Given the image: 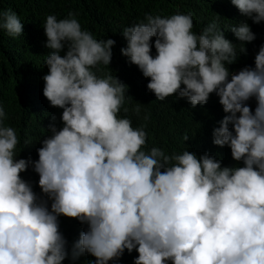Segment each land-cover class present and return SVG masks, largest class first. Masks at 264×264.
Returning a JSON list of instances; mask_svg holds the SVG:
<instances>
[{"label": "clouds", "instance_id": "obj_1", "mask_svg": "<svg viewBox=\"0 0 264 264\" xmlns=\"http://www.w3.org/2000/svg\"><path fill=\"white\" fill-rule=\"evenodd\" d=\"M230 3V13L200 34L192 31L191 13L146 15V23L123 28L120 51L149 78L158 101L178 95L195 107L215 93L228 115L213 129V144L227 145L236 167L186 149L144 151L146 131L118 115L128 86L92 71L110 64L116 42L95 39L72 12L46 17L42 91L50 106L63 109V127L48 126L38 160L16 159L19 138L5 126L0 102V264H62L68 252L59 216L87 225L73 259L87 253L108 264L135 250L133 264H264V45L248 52L254 69L229 80L226 67L237 59L230 40L255 39L246 20L264 21V0ZM0 30L17 37L23 24L0 9ZM253 97L254 112L245 103ZM29 164L47 200L21 178Z\"/></svg>", "mask_w": 264, "mask_h": 264}, {"label": "trees", "instance_id": "obj_2", "mask_svg": "<svg viewBox=\"0 0 264 264\" xmlns=\"http://www.w3.org/2000/svg\"><path fill=\"white\" fill-rule=\"evenodd\" d=\"M227 3L231 4L230 0H0V9L16 13L23 24V32L17 37L0 30V102L6 108L5 126L13 127L19 138L16 159L38 160L37 149L42 146L43 139L51 135L48 126L55 123L57 130L63 127L60 119L63 109L50 106L42 91V77L48 72L45 59L50 52L45 47L47 38L43 25L48 15H55L60 20L68 18V13L72 12L81 29L90 32L95 39H113L116 42L110 64L101 63L92 71L98 77L112 75L128 86L118 115L130 119L133 128L143 127L146 131L144 151L156 147L171 155L186 149L197 158L209 154L221 162V167H236L238 161L232 159L230 148L213 144V129L219 127V122L228 115L223 111L219 97L212 93L207 103L195 107L178 95L158 101L146 87L149 78H145L120 51L127 43L121 34L123 28L146 23V15L167 17L176 13H191L192 31L200 34L209 24L217 26L222 13H230ZM246 23L255 34V39L252 42L230 40L236 45L237 59L233 64L226 65L229 80L231 74L245 67L254 69L248 52L264 45V21L257 24L247 18ZM154 41L153 37V57L156 55ZM241 44L244 52H241ZM66 51L67 45L60 55L63 56ZM245 103L254 112L255 98ZM124 108L128 111L125 112ZM228 127L232 130L231 124ZM184 136H188V140L184 141ZM20 175L31 184L38 197L47 200L41 193L39 176L31 164ZM50 204L51 201H48L49 209ZM58 221L59 230L67 241L68 257L62 264H95V257L87 253L72 258L73 244L81 232L87 231V225L64 216H59ZM137 255L135 250L131 253L125 250L119 259L108 264H133Z\"/></svg>", "mask_w": 264, "mask_h": 264}]
</instances>
